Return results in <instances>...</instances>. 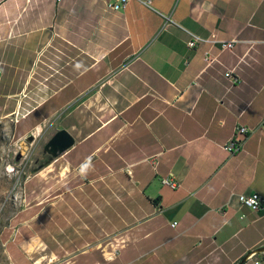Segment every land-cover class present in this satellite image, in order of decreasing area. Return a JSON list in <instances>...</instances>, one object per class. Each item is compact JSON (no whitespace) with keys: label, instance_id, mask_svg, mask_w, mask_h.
Returning a JSON list of instances; mask_svg holds the SVG:
<instances>
[{"label":"crops","instance_id":"crops-1","mask_svg":"<svg viewBox=\"0 0 264 264\" xmlns=\"http://www.w3.org/2000/svg\"><path fill=\"white\" fill-rule=\"evenodd\" d=\"M115 1L0 0L3 117L18 142L49 119L71 139L33 160L0 264H264V206L230 198H264V130L223 147L264 119V0Z\"/></svg>","mask_w":264,"mask_h":264},{"label":"rangeland","instance_id":"rangeland-1","mask_svg":"<svg viewBox=\"0 0 264 264\" xmlns=\"http://www.w3.org/2000/svg\"><path fill=\"white\" fill-rule=\"evenodd\" d=\"M11 89V88H10ZM13 89V88H12ZM19 89V88H15ZM5 87L0 88V232L3 226L9 222L15 209L19 208L20 200L17 195L22 191V180L29 171L38 168L33 160L43 161L53 157V137L58 133V129L53 125V119H49L41 132L37 130L31 138L18 142L14 120L10 117H3L11 108V103L7 102L3 96ZM70 89L64 91L56 102L62 101L70 94ZM72 94V93H71ZM70 94V95H71ZM36 102L30 101L25 104L26 108H31ZM49 107V106H48ZM45 107L43 111L46 110ZM66 112V109L65 111ZM64 114V113H63ZM37 118V114L23 120L19 128H26L31 121ZM11 169V171H9ZM5 230V229H4ZM1 246V243H0ZM1 257V254H0ZM245 264H252L251 260H246Z\"/></svg>","mask_w":264,"mask_h":264},{"label":"built area","instance_id":"built-area-1","mask_svg":"<svg viewBox=\"0 0 264 264\" xmlns=\"http://www.w3.org/2000/svg\"><path fill=\"white\" fill-rule=\"evenodd\" d=\"M62 0H55L56 3H60ZM129 0H116L113 3H108V8L113 10L124 9ZM144 5L151 6L152 0H140ZM219 42L222 49H230L233 47L235 39L230 40H220L216 37L215 34H211L209 37H201L195 34H190V39L186 42L188 48H194L199 43H215ZM208 58V56H206ZM1 77V70H0ZM255 130H264V119L259 122L255 128H249L244 125L237 124L234 128L232 136L225 142L224 149L229 154H235L242 150L244 142L247 136ZM161 183L171 189H176L179 186V183L176 179L168 176L161 177ZM235 196L236 199L243 205L249 207L252 210H258L264 206V198L258 193L253 194H230V198ZM243 197V199H241ZM176 222L171 224L172 227L176 226ZM247 260H251L252 264H261L260 259H254V254H250Z\"/></svg>","mask_w":264,"mask_h":264},{"label":"water","instance_id":"water-1","mask_svg":"<svg viewBox=\"0 0 264 264\" xmlns=\"http://www.w3.org/2000/svg\"><path fill=\"white\" fill-rule=\"evenodd\" d=\"M51 143L53 147L59 146L61 149H65L71 145V139L69 138L68 134L65 131H59L58 133L55 134ZM250 254H253V252L245 254L238 264H244Z\"/></svg>","mask_w":264,"mask_h":264},{"label":"clouds","instance_id":"clouds-1","mask_svg":"<svg viewBox=\"0 0 264 264\" xmlns=\"http://www.w3.org/2000/svg\"><path fill=\"white\" fill-rule=\"evenodd\" d=\"M79 67V65H77ZM93 168L91 157H88L80 166L79 173L81 176H86L90 169ZM11 171V169H9ZM243 199V197H241Z\"/></svg>","mask_w":264,"mask_h":264},{"label":"trees","instance_id":"trees-1","mask_svg":"<svg viewBox=\"0 0 264 264\" xmlns=\"http://www.w3.org/2000/svg\"><path fill=\"white\" fill-rule=\"evenodd\" d=\"M242 258H243V256H241V257L239 258V260H238L237 264L239 263V261H240Z\"/></svg>","mask_w":264,"mask_h":264}]
</instances>
